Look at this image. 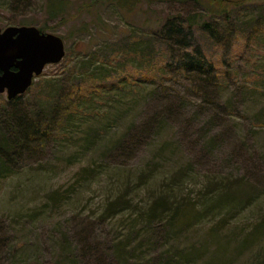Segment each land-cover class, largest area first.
Listing matches in <instances>:
<instances>
[{"label":"rangeland","instance_id":"obj_1","mask_svg":"<svg viewBox=\"0 0 264 264\" xmlns=\"http://www.w3.org/2000/svg\"><path fill=\"white\" fill-rule=\"evenodd\" d=\"M61 1L54 18L50 0H0V29L66 45L22 104L43 142L8 145L0 94V264H264V0L222 2L213 32L210 0ZM172 19L192 26L188 49L214 65V86L177 68ZM214 178L241 183L247 205L195 224L149 218L160 197L202 205Z\"/></svg>","mask_w":264,"mask_h":264},{"label":"trees","instance_id":"obj_2","mask_svg":"<svg viewBox=\"0 0 264 264\" xmlns=\"http://www.w3.org/2000/svg\"><path fill=\"white\" fill-rule=\"evenodd\" d=\"M14 0H11V2ZM20 2V0H16ZM199 2L206 0H198ZM130 1L123 0L121 3L124 7L128 4H131ZM222 2H225L227 5L237 6L242 3H245L244 0H210L211 7L208 8L209 15L215 20H204L202 23V30L204 31H216L214 29L215 22L217 18L225 13L222 7ZM133 3V2H132ZM213 3L216 5H213ZM126 4V5H125ZM134 5V4H132ZM50 8V17H57L64 11V3L61 0H50L48 3ZM195 24V23H194ZM192 26L186 27L184 24L176 23L175 19L168 21L163 27V32H165L164 37L166 44L170 47L171 52H173L177 57L174 61L178 60L177 68L182 71L192 72L197 76L202 74H207V85L214 86L219 76L214 65L208 61L200 47L194 48L190 51L188 49L189 43V31L192 30ZM41 31L45 32L43 29ZM178 37V38H177ZM169 66V65H167ZM27 92L23 95L17 96L9 100V104L12 106V111L5 113L2 117V124L12 121V125L7 126V131L10 133L8 136L3 137L6 142H9L8 145H11L13 150H21L25 145L28 147L34 145L33 141H44L46 132L44 135H41L42 124L45 123L44 120L39 118V114L36 113L33 116L26 112L23 109V100ZM164 117L165 115L162 114ZM162 122H155L150 124L148 127L159 128ZM8 124V123H7ZM24 150V149H23ZM0 155H2L0 153ZM209 190L206 194L209 199L204 201L202 205H194V207H187L183 203L174 202L173 197H160L158 200L151 206L150 212H148L149 218H159L162 220H168V222L178 221V219L184 218L183 221L189 224H195L199 222L202 218H205L209 213L215 212L217 209H224L225 206L231 205V207H237L241 204L247 205V199L244 196V192L239 190L242 188L241 183L230 184L229 181H218L215 179L208 183ZM240 186V187H239ZM168 192V191H167ZM250 204V203H249ZM116 210V209H115ZM215 210V211H214ZM225 222V221H224ZM259 229L255 230L248 238H246L239 246L240 249L245 248L252 243L254 238L257 237ZM258 258L264 260V255H260Z\"/></svg>","mask_w":264,"mask_h":264},{"label":"water","instance_id":"obj_3","mask_svg":"<svg viewBox=\"0 0 264 264\" xmlns=\"http://www.w3.org/2000/svg\"><path fill=\"white\" fill-rule=\"evenodd\" d=\"M62 37L35 26L0 29V94L9 100L25 94L49 64L66 56Z\"/></svg>","mask_w":264,"mask_h":264}]
</instances>
